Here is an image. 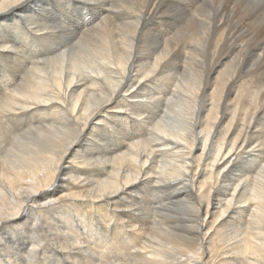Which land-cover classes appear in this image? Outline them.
Here are the masks:
<instances>
[{
	"label": "bare ground",
	"instance_id": "bare-ground-1",
	"mask_svg": "<svg viewBox=\"0 0 264 264\" xmlns=\"http://www.w3.org/2000/svg\"><path fill=\"white\" fill-rule=\"evenodd\" d=\"M0 264H264V0H0Z\"/></svg>",
	"mask_w": 264,
	"mask_h": 264
}]
</instances>
